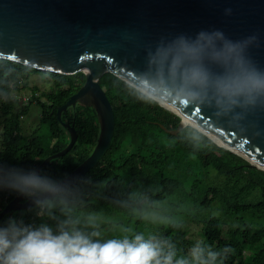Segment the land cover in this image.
Segmentation results:
<instances>
[{
	"label": "trees",
	"instance_id": "obj_1",
	"mask_svg": "<svg viewBox=\"0 0 264 264\" xmlns=\"http://www.w3.org/2000/svg\"><path fill=\"white\" fill-rule=\"evenodd\" d=\"M32 75L47 82L48 90L29 86ZM84 81L83 73L40 72L0 59V211L24 190L23 176L67 146L68 134L56 111ZM99 85L114 117L105 156L67 191L4 216L0 228L11 220L17 227L47 226L54 235L79 231L99 241L100 235L113 228L116 234L127 222L136 231L118 239L143 235L163 253H172L173 264L181 259L195 264L192 249L197 246L204 258L209 251L218 253L211 264H264V172L189 126L176 137L166 134L159 125L175 130L180 119L155 101L140 102L135 89L112 74H104ZM26 90L31 92L29 102L19 105L14 96ZM31 105L38 107L40 117L27 134L23 119ZM61 120L73 125L76 143L38 173L47 185L28 188L25 195L47 190L90 156L99 134L95 111L77 104ZM139 226L143 228L137 230ZM189 226L200 228L198 242L188 239Z\"/></svg>",
	"mask_w": 264,
	"mask_h": 264
},
{
	"label": "water",
	"instance_id": "obj_2",
	"mask_svg": "<svg viewBox=\"0 0 264 264\" xmlns=\"http://www.w3.org/2000/svg\"><path fill=\"white\" fill-rule=\"evenodd\" d=\"M229 9L230 13L226 12ZM216 31L223 33L225 40L245 43L246 61L264 72V0H0V59L40 72L85 76L79 90L56 111L58 122L69 134L68 145L45 158L34 174L65 156L76 143L75 129L61 121L62 113L77 104L90 107L99 125L88 158L39 194L25 196L28 188L24 189L0 211V220L67 191L105 156L113 137L114 117L99 85L104 74L136 89L142 74L151 75L150 60L158 48H175L181 37L191 42L201 32ZM157 98L195 126L184 125L155 99L180 119L175 130L159 125L166 134L176 137L189 126L216 147L264 172V96L255 105L228 114L217 110L211 92L206 99L192 100L175 83L162 88Z\"/></svg>",
	"mask_w": 264,
	"mask_h": 264
},
{
	"label": "clouds",
	"instance_id": "obj_3",
	"mask_svg": "<svg viewBox=\"0 0 264 264\" xmlns=\"http://www.w3.org/2000/svg\"><path fill=\"white\" fill-rule=\"evenodd\" d=\"M245 46L225 40L219 31L201 32L191 42L181 37L175 48L157 49L150 60L151 75L142 74L136 82V98L151 103L162 88L175 83L192 100L206 99L211 92L215 107L225 114L255 105L264 96V72L246 61ZM20 183L21 190L47 185L34 173L23 176ZM217 256L209 251L204 258L203 249H192L195 264H211ZM0 264H173V254L163 253L158 243L143 235L100 243L79 231L61 230L54 235L47 226L34 230L10 220L8 227L0 228Z\"/></svg>",
	"mask_w": 264,
	"mask_h": 264
},
{
	"label": "rangeland",
	"instance_id": "obj_4",
	"mask_svg": "<svg viewBox=\"0 0 264 264\" xmlns=\"http://www.w3.org/2000/svg\"><path fill=\"white\" fill-rule=\"evenodd\" d=\"M48 80V79H47ZM29 86L36 85L40 91L48 90L47 82L43 81L38 75H32L28 80ZM50 88V87H49ZM31 96V92L29 90L21 91L18 94L14 96V98L17 100L19 105H26L29 102V98ZM40 117L39 109L35 105L30 106V111L27 116L23 119V130L25 133L30 134L32 133L35 128L37 127L38 118ZM151 217V215L147 216ZM143 227L139 226L137 230H141ZM136 231L135 225H132L131 223H124V225L119 226L116 230L115 234V228H113V232L111 233H105L104 236L100 235L101 242H105L109 239H118V237L122 236H130ZM200 231V228H197L195 226H189L187 229V235L188 239L192 242H198L200 240V237L198 236V233ZM99 240V241H100ZM98 241V240H97ZM98 241V242H99Z\"/></svg>",
	"mask_w": 264,
	"mask_h": 264
},
{
	"label": "bare ground",
	"instance_id": "obj_5",
	"mask_svg": "<svg viewBox=\"0 0 264 264\" xmlns=\"http://www.w3.org/2000/svg\"><path fill=\"white\" fill-rule=\"evenodd\" d=\"M157 100H158V102L162 105V106H164V107H166L168 110H170V111H172V112H174L177 116H179V118L181 119V121L183 122V124L184 125H190V126H193V127H195L193 124H191L190 122H188L187 120H185L183 117H181L177 112H175L171 107H169L166 103H164L162 100H160V99H158V98H156ZM207 135V134H206ZM208 136V135H207ZM213 142H215L216 144H218L219 146H222L223 148H227L226 146H224L223 144H221V143H219L218 141H216V140H214L213 138H211L210 136H208ZM227 149H229V148H227ZM229 150H231V149H229ZM236 153V152H235ZM237 154V153H236ZM239 155V154H238ZM241 156V155H240ZM243 157V156H242ZM243 158H245V157H243ZM246 159V158H245ZM246 160H248V159H246ZM250 163H252V164H254V165H256V166H258V167H260V168H263V167H261V166H259V165H257L256 163H254V162H252V161H250V160H248ZM264 169V168H263Z\"/></svg>",
	"mask_w": 264,
	"mask_h": 264
},
{
	"label": "flooded vegetation",
	"instance_id": "obj_6",
	"mask_svg": "<svg viewBox=\"0 0 264 264\" xmlns=\"http://www.w3.org/2000/svg\"><path fill=\"white\" fill-rule=\"evenodd\" d=\"M62 114H64V113H62ZM62 114H61V116H62ZM62 121V120H61ZM63 122V121H62ZM65 123V122H64ZM61 125V124H60ZM67 132V131H66ZM68 134V133H67ZM68 139H70L69 138V134H68ZM97 141V140H96ZM68 143H69V141H68ZM68 145V144H67ZM95 145H96V143H95ZM95 145H94V147H95ZM94 147L91 149V152H90V154L93 152V150H94ZM25 196H27V195H25Z\"/></svg>",
	"mask_w": 264,
	"mask_h": 264
}]
</instances>
